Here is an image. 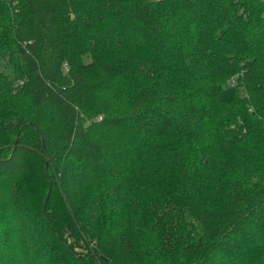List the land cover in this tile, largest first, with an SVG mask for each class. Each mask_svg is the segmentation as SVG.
Returning <instances> with one entry per match:
<instances>
[{
    "label": "trees",
    "instance_id": "16d2710c",
    "mask_svg": "<svg viewBox=\"0 0 264 264\" xmlns=\"http://www.w3.org/2000/svg\"><path fill=\"white\" fill-rule=\"evenodd\" d=\"M5 52L0 264H264V0H0Z\"/></svg>",
    "mask_w": 264,
    "mask_h": 264
},
{
    "label": "rangeland",
    "instance_id": "374dc122",
    "mask_svg": "<svg viewBox=\"0 0 264 264\" xmlns=\"http://www.w3.org/2000/svg\"><path fill=\"white\" fill-rule=\"evenodd\" d=\"M12 62L10 61V59H8V54L5 52L3 55H0V70H3L7 73H10L11 76H13V67H12ZM3 103L0 102V105H2ZM49 191L47 190V192L45 193L46 195H48ZM45 195V197L47 198V196ZM44 197V198H45ZM45 198V199H46ZM75 249H77L79 252H83L86 251V248L77 246Z\"/></svg>",
    "mask_w": 264,
    "mask_h": 264
}]
</instances>
